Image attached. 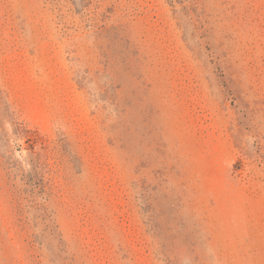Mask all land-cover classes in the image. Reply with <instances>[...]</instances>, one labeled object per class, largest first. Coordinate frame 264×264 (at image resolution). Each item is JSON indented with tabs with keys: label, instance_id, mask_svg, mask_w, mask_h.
<instances>
[{
	"label": "rangeland",
	"instance_id": "374dc122",
	"mask_svg": "<svg viewBox=\"0 0 264 264\" xmlns=\"http://www.w3.org/2000/svg\"><path fill=\"white\" fill-rule=\"evenodd\" d=\"M0 264H264V0H0Z\"/></svg>",
	"mask_w": 264,
	"mask_h": 264
},
{
	"label": "trees",
	"instance_id": "16d2710c",
	"mask_svg": "<svg viewBox=\"0 0 264 264\" xmlns=\"http://www.w3.org/2000/svg\"><path fill=\"white\" fill-rule=\"evenodd\" d=\"M13 121H14V124L16 126H18V128H20L19 132H21V133H23L25 135L28 133V131L26 130V128L24 127V125L22 123L18 122L16 119H13Z\"/></svg>",
	"mask_w": 264,
	"mask_h": 264
}]
</instances>
